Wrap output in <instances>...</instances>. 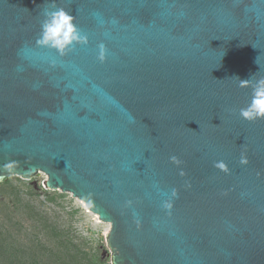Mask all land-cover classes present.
I'll list each match as a JSON object with an SVG mask.
<instances>
[{
  "label": "water",
  "instance_id": "1",
  "mask_svg": "<svg viewBox=\"0 0 264 264\" xmlns=\"http://www.w3.org/2000/svg\"><path fill=\"white\" fill-rule=\"evenodd\" d=\"M53 7L86 45H36ZM235 77L264 78V0H0V183L82 201L110 264H264V119Z\"/></svg>",
  "mask_w": 264,
  "mask_h": 264
},
{
  "label": "rangeland",
  "instance_id": "2",
  "mask_svg": "<svg viewBox=\"0 0 264 264\" xmlns=\"http://www.w3.org/2000/svg\"><path fill=\"white\" fill-rule=\"evenodd\" d=\"M45 179L39 174L30 181L0 183V230L7 232V241L0 243L7 245L8 259L23 264L32 259L36 264H110L105 243L110 225L70 193L45 189ZM0 264H5L2 257Z\"/></svg>",
  "mask_w": 264,
  "mask_h": 264
},
{
  "label": "clouds",
  "instance_id": "3",
  "mask_svg": "<svg viewBox=\"0 0 264 264\" xmlns=\"http://www.w3.org/2000/svg\"><path fill=\"white\" fill-rule=\"evenodd\" d=\"M36 45L43 48L54 50L58 55H65L74 45H86L87 37L83 35L74 23V17L71 13L60 7H53L44 12V19L41 22L40 33L35 41ZM100 55L98 59L104 60V46L99 45ZM241 86L251 87V98L249 103L239 110V116L247 122H255L264 119V78L253 81L251 77L247 80H240ZM172 163L179 165L180 160L172 156ZM241 164H247L245 157H241ZM221 171L227 172V166L224 162H217L214 165ZM183 175V173H181ZM177 192L171 190V196L175 197ZM166 209L171 208V204L165 202L163 205Z\"/></svg>",
  "mask_w": 264,
  "mask_h": 264
},
{
  "label": "trees",
  "instance_id": "4",
  "mask_svg": "<svg viewBox=\"0 0 264 264\" xmlns=\"http://www.w3.org/2000/svg\"><path fill=\"white\" fill-rule=\"evenodd\" d=\"M47 195V194H46ZM53 196H55V195H52V196H48V197H53ZM58 197H62L61 195H58ZM5 233H7L6 231H3V230H0V240H2V241H7V237H6V235H5ZM7 247V245L6 244H1L0 243V258L2 257L3 259H4V261H5V264H23V261H14V262H12V261H10L9 259H8V257H10V254H9V256H7V252H8V248H6ZM31 264H36L35 263V261L32 259V261H31Z\"/></svg>",
  "mask_w": 264,
  "mask_h": 264
}]
</instances>
